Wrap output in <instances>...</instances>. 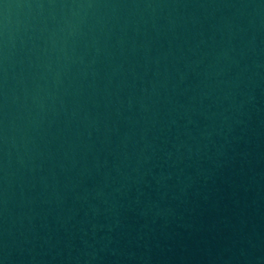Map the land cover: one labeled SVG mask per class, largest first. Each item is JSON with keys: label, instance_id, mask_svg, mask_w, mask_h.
<instances>
[{"label": "water", "instance_id": "1", "mask_svg": "<svg viewBox=\"0 0 264 264\" xmlns=\"http://www.w3.org/2000/svg\"><path fill=\"white\" fill-rule=\"evenodd\" d=\"M0 264H264V0H0Z\"/></svg>", "mask_w": 264, "mask_h": 264}]
</instances>
